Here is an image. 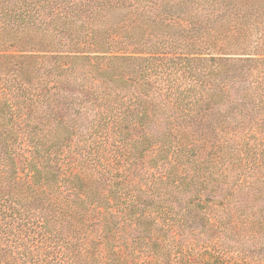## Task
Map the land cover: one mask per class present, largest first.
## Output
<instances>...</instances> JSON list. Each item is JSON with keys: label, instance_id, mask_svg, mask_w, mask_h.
<instances>
[{"label": "trees", "instance_id": "16d2710c", "mask_svg": "<svg viewBox=\"0 0 264 264\" xmlns=\"http://www.w3.org/2000/svg\"><path fill=\"white\" fill-rule=\"evenodd\" d=\"M0 264H264V0H0Z\"/></svg>", "mask_w": 264, "mask_h": 264}]
</instances>
